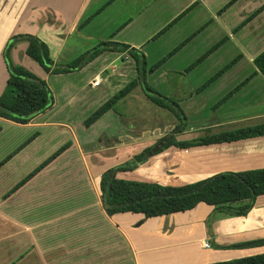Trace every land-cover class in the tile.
<instances>
[{
	"label": "crops",
	"instance_id": "crops-1",
	"mask_svg": "<svg viewBox=\"0 0 264 264\" xmlns=\"http://www.w3.org/2000/svg\"><path fill=\"white\" fill-rule=\"evenodd\" d=\"M19 33L43 41L58 65L101 42L141 52L147 67L155 66L147 84L179 99L189 128L177 140L264 124V76L254 64L264 51V0H0V95L8 79L3 49ZM18 43L12 61L46 82L54 103L24 124L0 117V264H209L264 253V245L215 247L264 238V195L246 216L214 219L210 232L213 207L205 203L167 216H108L98 191L102 173L151 146L176 117L155 104L150 109L137 85L119 102L131 109L139 101L143 119L154 120L152 131L139 132L141 120L113 110L86 126L136 78L133 58L107 50L81 69L52 74L25 54V41ZM136 144L142 147L131 148ZM259 169L264 135L170 147L126 178L182 185Z\"/></svg>",
	"mask_w": 264,
	"mask_h": 264
},
{
	"label": "trees",
	"instance_id": "trees-1",
	"mask_svg": "<svg viewBox=\"0 0 264 264\" xmlns=\"http://www.w3.org/2000/svg\"><path fill=\"white\" fill-rule=\"evenodd\" d=\"M20 41L27 43L25 54L38 63L45 72L52 74L81 69L107 50L127 51L128 55L133 58L137 71L136 78L89 115L84 121L86 126L92 124L108 110H113L121 115L116 107L118 102L137 85L141 86L144 94L153 104L166 109L176 117L177 124L175 127L157 139L151 146L145 147L123 164L110 167L102 173L98 191L101 206L108 216L127 212L141 214L144 218L167 216L172 213L191 210L197 204L205 203L213 207L212 214L206 220L208 232H210V224L214 219L246 216L252 209L256 198L264 195V169L237 173L222 172L182 185H160L155 182L126 178V175L132 173L138 165L167 148L186 149L197 145L232 142L261 136L264 135V124L212 135L196 136L190 140H177L176 136L180 135L187 126L185 114L178 104L179 99L174 95L166 97L151 88L146 82V76L148 72L154 70L155 66L148 68L144 55L124 44L101 42L68 64L58 65L50 57L48 46L36 36L30 34L12 36L3 50L8 79L5 89L0 95V117L24 124L37 114L49 109L54 103L53 94L46 82L12 61L11 50ZM254 64L264 76V51L254 58ZM65 147L66 145L60 148L43 165ZM34 172L28 177L32 176ZM262 245H264V238L227 246L216 245L215 247L239 249ZM209 264H264V253Z\"/></svg>",
	"mask_w": 264,
	"mask_h": 264
},
{
	"label": "rangeland",
	"instance_id": "rangeland-1",
	"mask_svg": "<svg viewBox=\"0 0 264 264\" xmlns=\"http://www.w3.org/2000/svg\"><path fill=\"white\" fill-rule=\"evenodd\" d=\"M18 31H19V29H18ZM17 31V32H18ZM16 33V32H15ZM19 34H21V33H19ZM15 35V34H14ZM14 35H12V36H14ZM12 36H9V38H8V40H7V42L11 39V37ZM7 42H6V44H7ZM20 43H23V41H21V42H19L18 44H20ZM5 44V45H6ZM24 44V43H23ZM17 46V45H16ZM4 48H5V46H4ZM4 50V49H3ZM12 53H13V48H12V50H11V53H10V56H11V58H12ZM18 59H20V57H19V55H18V57H17ZM15 63V62H14ZM20 63V62H19ZM35 63V62H34ZM37 64V63H36ZM19 65H21V64H19ZM6 86V85H5ZM4 89H5V87H4ZM4 91V90H3ZM3 93V92H2ZM117 110L119 111V112H121V115L122 116H126V117H129V118H135V119H138V120H141L142 122H139L138 123V125H139V127H138V131L139 132H141V131H144V130H150V131H152L151 129H153V127H154V120L152 119V116L149 118L148 116L147 117H145V119H146V122H144L143 123V120L145 121V119H143V117H142V110L143 109H141V103L139 102V101H137L136 103L134 102V103H132V108L131 109H127V108H125V104H123L122 102H119L118 104H117ZM149 108L150 109H152V110H154V108H155V106H154V104H152V103H150V106H149ZM129 111H131V112H129ZM120 114V113H119ZM133 115V116H132ZM159 127H161V126H159ZM189 127H187L186 126V128H185V130L181 133V134H183L187 129H188ZM225 129V127H223V128H217V129H214V130H205L204 132H207V134L209 135V134H211V133H213V132H215V131H221V130H224ZM198 133H200V132H193V134L194 135H196V136H200ZM193 135V136H194ZM139 147H142V146H140V145H138V144H136V145H134V146H132L131 148H133V149H139ZM178 149V148H177ZM141 150H142V148H141ZM141 150H139V151H141ZM136 153V152H135ZM162 172H164V170L162 171ZM56 255V254H55ZM58 255V254H57ZM68 256V255H67ZM57 259V258H56Z\"/></svg>",
	"mask_w": 264,
	"mask_h": 264
},
{
	"label": "built area",
	"instance_id": "built-area-1",
	"mask_svg": "<svg viewBox=\"0 0 264 264\" xmlns=\"http://www.w3.org/2000/svg\"><path fill=\"white\" fill-rule=\"evenodd\" d=\"M98 82H95V84H97ZM205 247H208V244H204Z\"/></svg>",
	"mask_w": 264,
	"mask_h": 264
}]
</instances>
